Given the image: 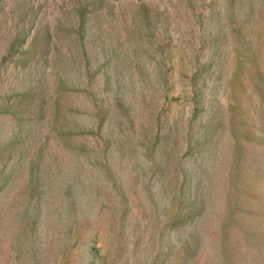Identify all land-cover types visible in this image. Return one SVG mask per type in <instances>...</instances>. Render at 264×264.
<instances>
[{
  "label": "rangeland",
  "instance_id": "rangeland-1",
  "mask_svg": "<svg viewBox=\"0 0 264 264\" xmlns=\"http://www.w3.org/2000/svg\"><path fill=\"white\" fill-rule=\"evenodd\" d=\"M0 264H264V0H0Z\"/></svg>",
  "mask_w": 264,
  "mask_h": 264
}]
</instances>
